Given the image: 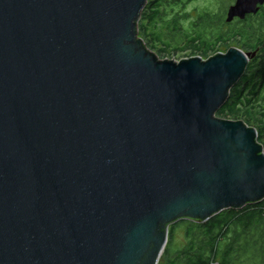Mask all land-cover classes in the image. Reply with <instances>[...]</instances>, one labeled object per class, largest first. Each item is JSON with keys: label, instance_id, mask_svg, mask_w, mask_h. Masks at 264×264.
Returning <instances> with one entry per match:
<instances>
[{"label": "water", "instance_id": "water-1", "mask_svg": "<svg viewBox=\"0 0 264 264\" xmlns=\"http://www.w3.org/2000/svg\"><path fill=\"white\" fill-rule=\"evenodd\" d=\"M146 2L0 0V264H158L169 224L264 199L257 130L216 116L257 52L160 59Z\"/></svg>", "mask_w": 264, "mask_h": 264}, {"label": "trees", "instance_id": "trees-1", "mask_svg": "<svg viewBox=\"0 0 264 264\" xmlns=\"http://www.w3.org/2000/svg\"><path fill=\"white\" fill-rule=\"evenodd\" d=\"M148 3L151 6H143L137 29L139 37L149 30L148 41L142 38L143 44L149 50L154 48L158 58L172 55L177 50H190L192 57L208 58L219 53L220 46H226L228 50L230 38L236 36L206 30L218 24L208 12L195 17L191 32H184L179 25V14L166 20L159 6L160 0ZM241 35V48L254 51L257 42L253 46L244 44L245 35ZM254 61L256 70L250 68ZM228 95L216 116L243 120L254 127L257 141L264 148V53L257 54L250 62ZM167 227V244L158 264H264V199L238 210H222L205 221L181 218ZM177 227L184 228L186 238L180 249L174 248L172 240Z\"/></svg>", "mask_w": 264, "mask_h": 264}, {"label": "rangeland", "instance_id": "rangeland-1", "mask_svg": "<svg viewBox=\"0 0 264 264\" xmlns=\"http://www.w3.org/2000/svg\"><path fill=\"white\" fill-rule=\"evenodd\" d=\"M158 2V0H147L146 6L150 7L148 2ZM235 0H160V8L162 9L163 17L166 20H169L172 16L179 14V25L181 27V30L184 32H191L194 28L193 23L195 22L196 18L199 14L208 12L211 14L212 20L220 21V16L223 14L224 10L226 14L228 7L233 4ZM146 7V8H147ZM140 20V19H139ZM142 21V20H141ZM223 21H225V17H223ZM225 23V22H224ZM235 24H232L231 27L229 26L230 30ZM228 28V26H226ZM219 24L215 25L213 24L211 27H209V32H215L218 31ZM149 30H146V32L141 35V38L148 41V34ZM159 31V30H158ZM199 33V32H197ZM139 35V34H138ZM149 45V44H148ZM240 44L237 42H232L231 47H239ZM240 48V47H239ZM224 46H220L219 52H223ZM153 53L155 52L154 48L151 50ZM200 56V55H197ZM192 57V53L190 50L179 52L174 51L172 55H162L160 59H169L174 61H180L181 59ZM206 59V58H203ZM251 69L256 70V61L252 62ZM173 246L176 249L182 248L184 244L186 243V238L184 235V228L183 227H177L174 232L173 237Z\"/></svg>", "mask_w": 264, "mask_h": 264}, {"label": "flooded vegetation", "instance_id": "flooded-vegetation-1", "mask_svg": "<svg viewBox=\"0 0 264 264\" xmlns=\"http://www.w3.org/2000/svg\"><path fill=\"white\" fill-rule=\"evenodd\" d=\"M225 11L226 10H224L223 14H221V16H220L221 18H220V21L218 22V24H219L218 31H215L214 33L217 32V34L220 33V34H224V35H232V34L236 35L234 38L233 37L230 38L231 39L229 42L230 47H231L232 42L233 43L237 42L240 44V46H239L240 48L239 47H237V48H239L241 50H243L241 48V44H242L241 43V41H242V39H241L242 35L241 34L243 33L245 35L244 44L249 43V45L253 46L257 42L256 48L254 51H256L257 54L264 53V3L259 6V10L257 11L256 14H247V15H245L244 18L235 17L230 22H226L225 16L227 15V12H226V14H224ZM223 17H225V21H223ZM232 24H235V25L230 30L229 26L231 27ZM226 26H228V28ZM225 47L226 46H224L223 52L227 51L225 49ZM243 51H245V50H243ZM245 52H249V51H245ZM257 54H256V56H257ZM250 62H249V64H250ZM249 64H248V66H249Z\"/></svg>", "mask_w": 264, "mask_h": 264}, {"label": "bare ground", "instance_id": "bare-ground-1", "mask_svg": "<svg viewBox=\"0 0 264 264\" xmlns=\"http://www.w3.org/2000/svg\"><path fill=\"white\" fill-rule=\"evenodd\" d=\"M166 247V246H165Z\"/></svg>", "mask_w": 264, "mask_h": 264}]
</instances>
